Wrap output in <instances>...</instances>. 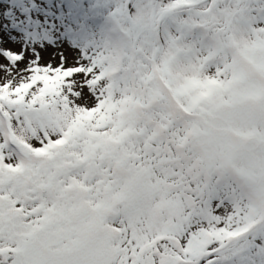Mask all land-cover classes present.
<instances>
[{
  "label": "snow or ice",
  "instance_id": "obj_1",
  "mask_svg": "<svg viewBox=\"0 0 264 264\" xmlns=\"http://www.w3.org/2000/svg\"><path fill=\"white\" fill-rule=\"evenodd\" d=\"M0 264H264V0H0Z\"/></svg>",
  "mask_w": 264,
  "mask_h": 264
}]
</instances>
